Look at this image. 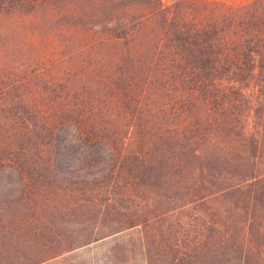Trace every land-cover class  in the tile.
I'll return each mask as SVG.
<instances>
[{"label":"trees","instance_id":"trees-1","mask_svg":"<svg viewBox=\"0 0 264 264\" xmlns=\"http://www.w3.org/2000/svg\"><path fill=\"white\" fill-rule=\"evenodd\" d=\"M15 10L39 26L0 38V264L136 227L147 264H264V0Z\"/></svg>","mask_w":264,"mask_h":264},{"label":"rangeland","instance_id":"rangeland-1","mask_svg":"<svg viewBox=\"0 0 264 264\" xmlns=\"http://www.w3.org/2000/svg\"><path fill=\"white\" fill-rule=\"evenodd\" d=\"M58 7H60L58 9H62L63 4L60 3ZM75 8L79 10L77 7ZM19 15H21V13L15 10L10 15L12 20L7 16L1 20L0 38H12L18 31H23L27 27L31 29L35 26H39V23L32 20L31 13L24 15L21 20ZM56 16L57 15H54L53 17ZM13 18H15L16 21L18 20V22ZM60 18L67 20L65 15ZM51 20L53 23L54 20L52 17ZM43 21H46L45 17ZM49 21L50 20H48V23ZM19 23L22 26H20ZM14 41H16V39H14ZM41 264H147L141 228L136 227L108 236L66 252Z\"/></svg>","mask_w":264,"mask_h":264}]
</instances>
